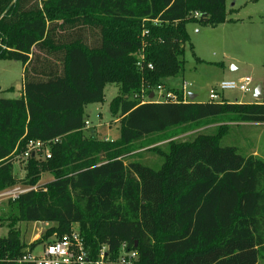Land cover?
<instances>
[{
    "label": "trees",
    "instance_id": "trees-1",
    "mask_svg": "<svg viewBox=\"0 0 264 264\" xmlns=\"http://www.w3.org/2000/svg\"><path fill=\"white\" fill-rule=\"evenodd\" d=\"M226 1L0 0V59L24 67L20 96L0 97V191L38 185L8 202L18 213L0 236V264L75 230L93 260L106 246L117 261L123 244L137 264L264 260V158L221 144L229 120L264 123V76L263 99L253 103L185 102L177 88L169 89L178 101L149 100L184 75L189 22L233 21ZM108 84L118 87L115 140L86 130V106L103 102ZM214 122L224 124L177 138ZM157 135L166 141L151 148L161 166L135 160L136 143ZM31 139L50 142L52 156H31L22 179L15 156ZM43 172L53 179L41 184ZM20 222L55 225L28 244Z\"/></svg>",
    "mask_w": 264,
    "mask_h": 264
},
{
    "label": "rangeland",
    "instance_id": "rangeland-1",
    "mask_svg": "<svg viewBox=\"0 0 264 264\" xmlns=\"http://www.w3.org/2000/svg\"><path fill=\"white\" fill-rule=\"evenodd\" d=\"M226 5L229 17L235 18L239 23H243L245 20L244 24L211 27L189 22L187 30L191 42L186 46L184 75L166 80L168 86H180L177 89H182L186 84V91L196 94V100L200 103L209 102L211 91L219 90V84L222 81H241L246 77L252 78L253 91L244 93L236 89L225 90L220 95L229 102H255V89L264 76V0H227ZM250 15H253L252 25ZM252 29L253 37L251 39ZM23 80L24 67L21 61L0 59V86L2 88L0 97H16V94L22 91ZM11 87L14 88L13 91L9 90ZM104 93L105 100L103 102H94L86 106L85 117L90 121V125H86L87 135L93 133L98 138L115 140L120 138L121 118L115 119L112 116L110 103L118 94L117 85L108 84ZM156 94V98H158L159 92L156 91ZM222 97L216 101H221ZM230 117L233 116L230 115ZM223 124L214 122L208 127L185 132L177 138L188 140L200 132L211 133ZM226 126L227 132L221 140L223 146H235L244 156L252 155L255 152L264 156V125L229 120L226 122ZM160 136L162 135L148 136L138 141L136 143L138 147L133 153L134 159L151 167L159 168L163 160L152 152L151 148L154 146L165 147L166 141L158 140ZM25 166L24 162L15 161V173L19 178L25 177ZM52 179V174L43 172L40 183L44 184ZM8 202L4 201L0 206V219H6L4 226L0 228V236L6 235L8 232L7 218L15 217L18 213L17 207L9 205ZM53 225L55 224L47 222H20L17 226L25 241L30 244L39 240ZM42 244L35 248L37 253L42 251ZM260 264H264V261H260Z\"/></svg>",
    "mask_w": 264,
    "mask_h": 264
},
{
    "label": "built area",
    "instance_id": "built-area-1",
    "mask_svg": "<svg viewBox=\"0 0 264 264\" xmlns=\"http://www.w3.org/2000/svg\"><path fill=\"white\" fill-rule=\"evenodd\" d=\"M252 87V78L246 77L241 81H222L219 84V90L213 89L210 93V101H216L221 97L220 93L225 90H240L244 93L249 92ZM183 92L186 90V84L183 85ZM156 91L159 92L157 97ZM149 100L157 102L178 101L177 94L170 90L167 85L160 84ZM184 101L188 100L184 92ZM90 125V121H86ZM50 142H44L38 139L28 141L26 149L15 156V160L27 163L31 156L51 158ZM38 185L25 186L18 184L6 190L0 191V206L4 201L16 200L22 194L31 190H36ZM123 251L117 261H111L107 257V247L104 246L97 260L90 259L89 251L86 248L85 241L80 233L75 230L63 238L52 242L42 244V251L36 252L35 249L28 248L22 257L18 258V264H137L138 253L135 250H127L123 244Z\"/></svg>",
    "mask_w": 264,
    "mask_h": 264
},
{
    "label": "crops",
    "instance_id": "crops-1",
    "mask_svg": "<svg viewBox=\"0 0 264 264\" xmlns=\"http://www.w3.org/2000/svg\"><path fill=\"white\" fill-rule=\"evenodd\" d=\"M264 13V12H263ZM263 15V14H262ZM261 15V16H262ZM264 16V15H263ZM229 18H232V17H229ZM249 18L251 19L250 20V22H251V25H252V21H253V15H250L249 16ZM233 19V21H227L226 23H224V24H221V25H233V26H237V25H239V24H244V22H245V20L243 21V23H239V22H236V19L235 18H232ZM240 19V18H239ZM263 22H264V20H263ZM220 26V25H219ZM252 37H253V29L251 30V39H252ZM263 44H264V42H263ZM167 83V82H166ZM260 83H263V79L260 81ZM167 87L168 88H170V89H174V88H178V87H180V86H168L167 85ZM250 91H253V89H252V87H251V90ZM185 92V94L187 95V97H188V100L186 101V102H200V101H197L196 100V97H197V95L196 94H193V93H190V92H187L186 90L184 91ZM20 94L21 93H17L16 94V97L17 96H20ZM189 95V96H188ZM222 98H224V97H222ZM256 100V99H255ZM231 103H234V102H231ZM238 103H248V102H244V101H239ZM253 103V102H252ZM250 123H253V124H256L255 122H250ZM258 124H260V125H264V123H258ZM254 154H256V155H258V156H263L261 153H259V152H255V153H253V155ZM260 156V157H261ZM262 158H264V156L262 157ZM49 181H51V180H49ZM48 181V182H49ZM47 183V182H46ZM261 261H264V260H261Z\"/></svg>",
    "mask_w": 264,
    "mask_h": 264
},
{
    "label": "water",
    "instance_id": "water-1",
    "mask_svg": "<svg viewBox=\"0 0 264 264\" xmlns=\"http://www.w3.org/2000/svg\"><path fill=\"white\" fill-rule=\"evenodd\" d=\"M153 97V95H151ZM254 98L256 100H262L263 99V83H259L258 86L255 89L254 92Z\"/></svg>",
    "mask_w": 264,
    "mask_h": 264
}]
</instances>
